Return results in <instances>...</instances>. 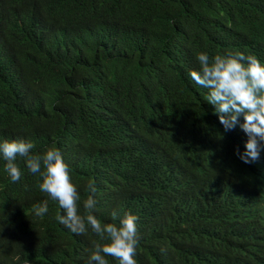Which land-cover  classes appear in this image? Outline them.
I'll return each instance as SVG.
<instances>
[{"label": "trees", "instance_id": "trees-1", "mask_svg": "<svg viewBox=\"0 0 264 264\" xmlns=\"http://www.w3.org/2000/svg\"><path fill=\"white\" fill-rule=\"evenodd\" d=\"M200 52L264 63V0H0V143L58 148L81 214L94 181L102 223L137 215V264H264V151L236 155L240 134L191 78ZM17 163L12 182L0 154V264H90L106 241L61 225Z\"/></svg>", "mask_w": 264, "mask_h": 264}, {"label": "clouds", "instance_id": "clouds-1", "mask_svg": "<svg viewBox=\"0 0 264 264\" xmlns=\"http://www.w3.org/2000/svg\"><path fill=\"white\" fill-rule=\"evenodd\" d=\"M197 60L200 68L191 71L192 80L208 89L207 101L214 106V114L225 130L235 129L240 134L236 149L240 161L245 165L255 162L264 151V63L256 56L243 52H227L213 57L207 52H200ZM241 116L243 123L240 122ZM33 148V143L23 139L0 143V154L6 161L5 171L11 181L18 182L21 179L23 173L17 160L23 158L31 173L42 176L39 185L41 192L58 201L63 210V214H57L56 220L77 235L87 233L90 226L94 233L106 241L95 244L89 256L90 264H108V256L115 258L119 264H137L138 216L129 212L119 219V223H102L95 215L97 187L94 181L87 184L86 191L90 194L83 201L85 214H81L80 192L61 151L53 146L43 154H33ZM243 191L244 205L251 208V197L257 193L244 187ZM48 211L47 200L33 206L37 217ZM117 216L118 212L113 211V220Z\"/></svg>", "mask_w": 264, "mask_h": 264}]
</instances>
